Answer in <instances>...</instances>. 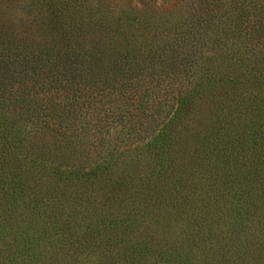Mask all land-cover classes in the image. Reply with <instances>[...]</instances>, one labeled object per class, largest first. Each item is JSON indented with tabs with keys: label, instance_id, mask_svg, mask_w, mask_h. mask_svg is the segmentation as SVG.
Returning <instances> with one entry per match:
<instances>
[{
	"label": "trees",
	"instance_id": "1",
	"mask_svg": "<svg viewBox=\"0 0 264 264\" xmlns=\"http://www.w3.org/2000/svg\"><path fill=\"white\" fill-rule=\"evenodd\" d=\"M0 0V264H264V0Z\"/></svg>",
	"mask_w": 264,
	"mask_h": 264
},
{
	"label": "rangeland",
	"instance_id": "2",
	"mask_svg": "<svg viewBox=\"0 0 264 264\" xmlns=\"http://www.w3.org/2000/svg\"><path fill=\"white\" fill-rule=\"evenodd\" d=\"M86 4H91L92 8L94 9L96 6H98L97 10L99 8L103 7H115L117 8V12L113 11V15L118 16V8H129V9H142L144 6H149V0H83Z\"/></svg>",
	"mask_w": 264,
	"mask_h": 264
}]
</instances>
